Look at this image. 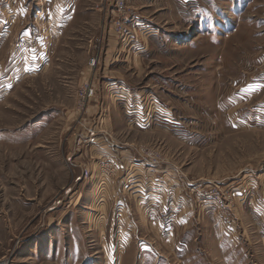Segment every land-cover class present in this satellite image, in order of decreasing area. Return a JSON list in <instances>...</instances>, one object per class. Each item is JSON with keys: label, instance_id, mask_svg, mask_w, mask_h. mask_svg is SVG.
<instances>
[{"label": "rangeland", "instance_id": "rangeland-1", "mask_svg": "<svg viewBox=\"0 0 264 264\" xmlns=\"http://www.w3.org/2000/svg\"><path fill=\"white\" fill-rule=\"evenodd\" d=\"M121 5L0 0V264H264V0Z\"/></svg>", "mask_w": 264, "mask_h": 264}, {"label": "built area", "instance_id": "built-area-1", "mask_svg": "<svg viewBox=\"0 0 264 264\" xmlns=\"http://www.w3.org/2000/svg\"><path fill=\"white\" fill-rule=\"evenodd\" d=\"M124 2H125V0H124ZM121 4H122L121 6L123 7V0H121ZM93 95H94V90L93 89H91L89 91L88 90L85 91L84 96H83V101H82V104H81V108L84 109V107L86 106L87 101H89V98L92 97ZM90 135H91V138L89 140V144H92L94 147H96L97 144L100 143L99 140L97 141V133L94 130H90ZM106 142L109 143L110 141L108 139H106ZM109 146L113 149L116 145L114 143H109ZM69 161H71V160H69ZM105 162L106 161H104L103 163L101 162L102 164H100V166L102 167V165ZM105 164L106 165H105L104 168H107V170H109V172H111L112 174L123 175L124 173H126L127 176H128L127 177V181L130 183V187L131 188L137 187L140 182H143L142 180H139L137 178L138 176L132 175L131 172H133V170H129L128 169V165L126 166V164L124 162L116 163V162L107 161ZM93 179H94V175L90 174L89 171L85 170V172L83 174H81L79 177H77L76 182L84 181V180H89V181L91 180L92 181ZM104 179L109 180V179H112V177L111 176L107 177V178H106V176H104V177L101 176L100 177V180L104 181Z\"/></svg>", "mask_w": 264, "mask_h": 264}, {"label": "crops", "instance_id": "crops-1", "mask_svg": "<svg viewBox=\"0 0 264 264\" xmlns=\"http://www.w3.org/2000/svg\"><path fill=\"white\" fill-rule=\"evenodd\" d=\"M93 183H94V185H95V190H97L99 187H101V186H100V184H101L100 181L98 182V181H95V180H94ZM98 186H99V187H98Z\"/></svg>", "mask_w": 264, "mask_h": 264}]
</instances>
